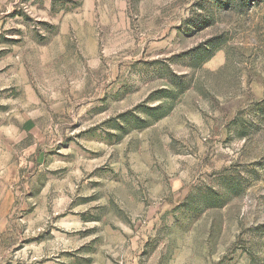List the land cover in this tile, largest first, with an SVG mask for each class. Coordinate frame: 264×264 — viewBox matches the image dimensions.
<instances>
[{
	"label": "rangeland",
	"instance_id": "obj_1",
	"mask_svg": "<svg viewBox=\"0 0 264 264\" xmlns=\"http://www.w3.org/2000/svg\"><path fill=\"white\" fill-rule=\"evenodd\" d=\"M0 264H264V0H0Z\"/></svg>",
	"mask_w": 264,
	"mask_h": 264
}]
</instances>
